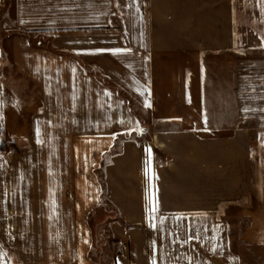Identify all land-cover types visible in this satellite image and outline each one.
<instances>
[{
    "label": "crops",
    "instance_id": "0c3cea01",
    "mask_svg": "<svg viewBox=\"0 0 264 264\" xmlns=\"http://www.w3.org/2000/svg\"><path fill=\"white\" fill-rule=\"evenodd\" d=\"M0 31L39 93L11 107L0 44V264H103L95 226L113 264H264V0H0ZM121 90L150 138L104 163Z\"/></svg>",
    "mask_w": 264,
    "mask_h": 264
},
{
    "label": "rangeland",
    "instance_id": "374dc122",
    "mask_svg": "<svg viewBox=\"0 0 264 264\" xmlns=\"http://www.w3.org/2000/svg\"><path fill=\"white\" fill-rule=\"evenodd\" d=\"M0 44L3 48V55H4V73L6 76V84H7V96L9 99V103L12 105V108L19 109L20 111L24 112H30V111H36L38 109L39 105V93L34 87V85L27 79V77L23 74V72L18 69L17 67L13 66L11 64V54H10V44L9 39L6 38L5 34L0 31ZM37 41H41L42 45L49 46L50 39L46 36H38L35 38ZM37 44V42H35ZM102 78H105L104 76H101ZM106 79V78H105ZM107 82H109L108 79H106ZM23 87V88H21ZM122 91V90H121ZM125 95L128 96L127 93L123 92ZM129 97V96H128ZM129 103L132 112L137 116L135 127L132 131L129 132H118L114 134V144L113 146L108 149L102 156L103 162L106 163L107 160L110 157L114 151H116L123 143H130V142H147L149 140V133L148 131L145 132L144 129H147V126L150 125L149 122H145L146 119L141 113V110L138 106L135 105V102L132 98L129 97ZM239 125H244L243 122H238ZM22 124V123H21ZM17 125V124H15ZM24 125V124H23ZM158 125V124H157ZM25 128V125L23 126ZM164 127V126H163ZM210 133V132H209ZM213 134V132L211 133ZM11 135V134H10ZM11 142L14 143V149L20 150L26 146V140L20 139L17 137H14ZM96 176L98 179V182L100 184V192H101V204L100 207H98L95 212H106L111 213V207L108 202H106L105 197L103 196L104 192V181L102 176V171H97ZM234 211V210H233ZM100 215L95 214L91 218V220L95 219V221L99 220ZM239 224L241 227H243L246 224V220H243L241 217H239ZM97 223V222H96ZM95 223V224H96ZM93 229V247L94 252L97 254L95 256V259H99L100 253L104 252V261L103 264H113L112 259L114 258V245L107 234V231L103 229L102 227L95 226ZM235 245V243H234ZM102 257H100L101 259ZM103 259V258H102ZM106 259V260H105Z\"/></svg>",
    "mask_w": 264,
    "mask_h": 264
},
{
    "label": "snow or ice",
    "instance_id": "6c2138e0",
    "mask_svg": "<svg viewBox=\"0 0 264 264\" xmlns=\"http://www.w3.org/2000/svg\"><path fill=\"white\" fill-rule=\"evenodd\" d=\"M115 52H117V53H119V52H121V51H124V50H121V49H116V50H114ZM147 106H151L150 104L149 105H147ZM149 152H150V150H149ZM146 175L149 177V180H151L152 179V177H153V173H152V169H151V163H150V161H148L147 163H146ZM157 179H158V177H156ZM149 199H150V202L153 200V193H152V191H151V189H150V191H149ZM156 209L155 208H153V211H155Z\"/></svg>",
    "mask_w": 264,
    "mask_h": 264
},
{
    "label": "trees",
    "instance_id": "16d2710c",
    "mask_svg": "<svg viewBox=\"0 0 264 264\" xmlns=\"http://www.w3.org/2000/svg\"><path fill=\"white\" fill-rule=\"evenodd\" d=\"M38 44V43H37ZM102 174H103V170H102ZM104 181V180H103ZM104 185V192H103V196L105 197V200H106V188H105V183H103ZM106 202H108L107 200H106ZM111 207V213H103V217H109V218H112V217H114V211H113V208H112V206H110Z\"/></svg>",
    "mask_w": 264,
    "mask_h": 264
}]
</instances>
